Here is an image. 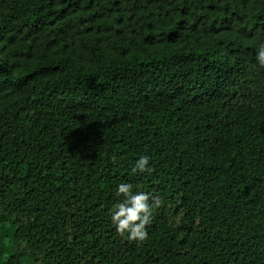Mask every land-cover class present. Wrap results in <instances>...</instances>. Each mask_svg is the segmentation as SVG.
Returning a JSON list of instances; mask_svg holds the SVG:
<instances>
[{
    "label": "trees",
    "instance_id": "trees-1",
    "mask_svg": "<svg viewBox=\"0 0 264 264\" xmlns=\"http://www.w3.org/2000/svg\"><path fill=\"white\" fill-rule=\"evenodd\" d=\"M260 43L264 0H0V264H264Z\"/></svg>",
    "mask_w": 264,
    "mask_h": 264
},
{
    "label": "clouds",
    "instance_id": "clouds-1",
    "mask_svg": "<svg viewBox=\"0 0 264 264\" xmlns=\"http://www.w3.org/2000/svg\"><path fill=\"white\" fill-rule=\"evenodd\" d=\"M254 63L264 69V43L256 47ZM150 157L141 155L135 160L132 171L144 173L151 171ZM116 200L109 210V220L113 230L118 236L137 242L143 241L147 236L146 226L152 222V210L158 205L156 197H151L145 191H137L130 183L124 182L116 186Z\"/></svg>",
    "mask_w": 264,
    "mask_h": 264
}]
</instances>
